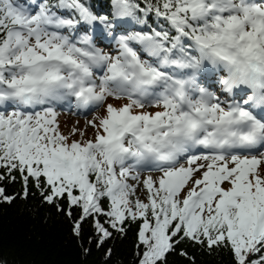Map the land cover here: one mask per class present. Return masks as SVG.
Masks as SVG:
<instances>
[{
	"label": "snow or ice",
	"instance_id": "snow-or-ice-1",
	"mask_svg": "<svg viewBox=\"0 0 264 264\" xmlns=\"http://www.w3.org/2000/svg\"><path fill=\"white\" fill-rule=\"evenodd\" d=\"M73 106L91 119L65 132ZM18 200L98 248L135 225L133 264H264V0H0V204Z\"/></svg>",
	"mask_w": 264,
	"mask_h": 264
},
{
	"label": "trees",
	"instance_id": "trees-1",
	"mask_svg": "<svg viewBox=\"0 0 264 264\" xmlns=\"http://www.w3.org/2000/svg\"><path fill=\"white\" fill-rule=\"evenodd\" d=\"M135 231L133 225L126 236L116 235L98 248L89 242L90 229L82 239L77 238L62 214L38 207L35 200H18L12 205L0 204V261L7 264H133ZM84 248L89 249L87 255ZM107 248L112 249V255L106 258ZM196 257L197 264H229L230 260L227 253L197 251Z\"/></svg>",
	"mask_w": 264,
	"mask_h": 264
},
{
	"label": "rangeland",
	"instance_id": "rangeland-1",
	"mask_svg": "<svg viewBox=\"0 0 264 264\" xmlns=\"http://www.w3.org/2000/svg\"><path fill=\"white\" fill-rule=\"evenodd\" d=\"M67 117H68V118H66L67 121H63V124L67 125L68 128H71L73 125H77V122H79L78 125H77L78 127L84 128L86 120L87 119H91V116L86 118V119L85 118L79 119V118H76L72 114L67 115ZM86 134H87V136L91 137V135H92L91 130L90 129L86 130ZM153 175H155V173H153Z\"/></svg>",
	"mask_w": 264,
	"mask_h": 264
}]
</instances>
